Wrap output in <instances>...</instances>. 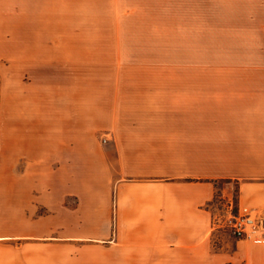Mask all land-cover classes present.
<instances>
[{
    "label": "crops",
    "instance_id": "1",
    "mask_svg": "<svg viewBox=\"0 0 264 264\" xmlns=\"http://www.w3.org/2000/svg\"><path fill=\"white\" fill-rule=\"evenodd\" d=\"M1 16L0 264H264L217 244L214 207L230 178L264 216V91L132 90L116 38L54 47Z\"/></svg>",
    "mask_w": 264,
    "mask_h": 264
},
{
    "label": "rangeland",
    "instance_id": "2",
    "mask_svg": "<svg viewBox=\"0 0 264 264\" xmlns=\"http://www.w3.org/2000/svg\"><path fill=\"white\" fill-rule=\"evenodd\" d=\"M0 14L7 37L20 24L54 47L116 38L132 90L264 91V0H0ZM215 184L220 218L237 213L235 180ZM230 234L217 244L233 246Z\"/></svg>",
    "mask_w": 264,
    "mask_h": 264
},
{
    "label": "built area",
    "instance_id": "3",
    "mask_svg": "<svg viewBox=\"0 0 264 264\" xmlns=\"http://www.w3.org/2000/svg\"><path fill=\"white\" fill-rule=\"evenodd\" d=\"M219 220V227L228 230L236 239L264 243L263 215L245 208L237 213L229 212Z\"/></svg>",
    "mask_w": 264,
    "mask_h": 264
}]
</instances>
